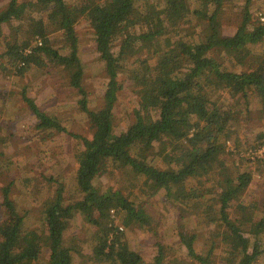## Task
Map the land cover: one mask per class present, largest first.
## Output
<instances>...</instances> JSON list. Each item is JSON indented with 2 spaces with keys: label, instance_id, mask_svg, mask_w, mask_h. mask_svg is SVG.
Segmentation results:
<instances>
[{
  "label": "trees",
  "instance_id": "trees-1",
  "mask_svg": "<svg viewBox=\"0 0 264 264\" xmlns=\"http://www.w3.org/2000/svg\"><path fill=\"white\" fill-rule=\"evenodd\" d=\"M225 3L8 0L0 9V26L22 22L25 27L23 33L16 28L5 43L1 56H7L11 64L24 63L23 72L50 58L63 69L79 67L69 79L81 95L73 109L90 120L92 130L91 138L81 137L83 149L76 154L78 166L70 176V189L63 178L48 176V186L55 188H48L51 194L42 199L38 225L28 226L27 214L11 203L4 188L7 218L0 224V264H75L76 254L82 255L81 264H180L182 259L161 242L151 263L123 242V230L114 223L115 211L125 227L137 224L147 230L154 226L143 200L112 187L99 191L96 180L116 171L144 195L162 190L169 199L185 202L190 217L217 226L212 235L227 246L226 254L220 256L224 262L219 264L264 260V198L252 199L246 193L255 168L243 158L240 169L232 172L226 158L228 143L239 151L248 148L240 143L242 126L253 119L264 121V22L251 25L253 0H244L238 29L222 36ZM261 8L264 13V0ZM82 18L90 22L108 78L103 105L96 110L90 108L82 85L76 30ZM195 24L202 32L182 31ZM58 31L65 41L62 47L53 45L50 38ZM141 45L153 55L139 54ZM123 77L141 86L140 101L135 121L117 133L115 104ZM23 99L38 119V131L70 133L59 117L42 110L27 92ZM257 140H264V129ZM155 143L170 148L169 168L145 156L144 150ZM66 190L73 195L68 202ZM75 212L86 216L93 227L89 255H83L75 240L66 239ZM178 236L188 264L215 263L217 249L198 251L195 231L188 235L180 231ZM48 243V257L41 261V250Z\"/></svg>",
  "mask_w": 264,
  "mask_h": 264
},
{
  "label": "rangeland",
  "instance_id": "rangeland-1",
  "mask_svg": "<svg viewBox=\"0 0 264 264\" xmlns=\"http://www.w3.org/2000/svg\"><path fill=\"white\" fill-rule=\"evenodd\" d=\"M8 0H0V9L5 7ZM244 0H226L220 33L222 36L233 35L244 17ZM262 0H253L251 25L261 21L260 13ZM16 28L24 32L22 22L5 23L0 26V224L7 218L4 207V188H8L11 203L20 213L27 214V224L38 225L39 213L42 209V199L51 193L55 186H48V176L53 175L66 181L69 188L71 175L76 171L78 163L76 154L83 149L81 137H92L90 120L73 107L81 95L70 86L69 79L79 67L72 66L63 69L50 58H44L42 64H31L22 72L20 63L11 64L5 52V43L14 37ZM79 38V56L81 59L82 85L87 90L89 105L92 110L103 105V95L108 81L104 60L96 50V41L89 20L80 19L76 24ZM182 31L196 35L202 32L199 25L185 26ZM20 36V35H19ZM52 44L62 47L65 43L61 31L50 35ZM153 48V46H152ZM139 54L152 56V50L142 45ZM123 88L118 94L115 104L114 127L117 133L131 125L136 118L139 108L140 85L123 77ZM32 97L40 108L49 114L59 117L70 133L57 132L46 135L37 130L38 119L23 99V93ZM264 129V121L253 119L248 125L242 126L240 143L248 146L239 151L228 143L226 158L232 172H237L242 166L243 158L250 159L255 168L253 180L248 187L247 196L252 199L264 198V140H257V135ZM46 135V136H45ZM77 135V136H76ZM79 136V137H78ZM170 148L163 149L155 143L144 154L157 166L167 169ZM253 168V169H254ZM99 191L109 187L121 189L125 195L130 194L135 200H143L147 212L152 217V226L147 230L139 225L125 227L120 220V213L114 212V223L123 227V242L138 252L146 263L154 261L161 242L170 248V252L182 259L180 264H188L184 252L179 245L178 233L188 235V231L197 234L196 247L198 251H207L214 246L217 249L215 263L224 262L221 254H226L227 246L222 238L213 236L217 231L214 224H205L197 218L190 217L185 202L169 199L164 191L154 195H144L139 188H133L121 172L105 173L96 180ZM138 197H137V196ZM73 197L71 190L64 193L65 202ZM72 200V199H71ZM70 200V201H71ZM93 227L86 216L75 212L66 231L68 242L75 240L82 249L83 255L91 252ZM49 243L41 250V261H45L49 254ZM75 264L82 263V255L74 256ZM91 264H98L92 263ZM264 264V260L260 263Z\"/></svg>",
  "mask_w": 264,
  "mask_h": 264
},
{
  "label": "built area",
  "instance_id": "built-area-1",
  "mask_svg": "<svg viewBox=\"0 0 264 264\" xmlns=\"http://www.w3.org/2000/svg\"><path fill=\"white\" fill-rule=\"evenodd\" d=\"M259 16H260L261 21L264 22V15L260 13ZM38 42L41 43V40H38ZM23 64H24V63H22V65H23ZM113 212H114V211H113ZM120 228L123 229V227H122L121 225H120Z\"/></svg>",
  "mask_w": 264,
  "mask_h": 264
}]
</instances>
